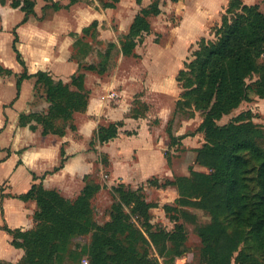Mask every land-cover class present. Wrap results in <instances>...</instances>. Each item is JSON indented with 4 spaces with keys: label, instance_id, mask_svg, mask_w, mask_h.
Instances as JSON below:
<instances>
[{
    "label": "trees",
    "instance_id": "16d2710c",
    "mask_svg": "<svg viewBox=\"0 0 264 264\" xmlns=\"http://www.w3.org/2000/svg\"><path fill=\"white\" fill-rule=\"evenodd\" d=\"M97 1L103 9H114L120 2ZM136 1L141 4V0ZM171 1L176 3L180 0ZM230 1L231 18H223L217 41L208 43L196 53L197 59L192 67H197L195 76L198 88L189 90L186 87L188 91L185 93L186 97L192 98L195 109L205 115L200 130L205 133L206 143L197 151L196 163L207 169L208 173L191 169L189 176L166 180L160 188H176L180 193L177 199L180 206L200 209L210 215V222L197 229L203 244L204 264H264L255 256L257 251L263 250L264 253V147L259 144V140H264V132L253 122L243 121L246 120L243 116L224 125L218 124L224 116L248 100L250 90L264 99V11L258 5L245 4L243 0ZM77 2L71 0V4ZM12 6L25 13L21 24L35 14V3L31 0H16ZM54 9L59 10L60 6L54 3ZM161 13L159 1H154L149 7H142L124 36V41L120 43V51L124 56L132 55L138 39L151 32L149 18ZM94 26L97 29V21L85 28L83 34L86 35ZM13 34L12 49L23 72L15 74L0 64V76L17 78L15 100L20 96L23 82L36 78L34 89L42 86L49 103L48 112L42 115L21 113L19 127L29 126L32 131H36L37 128L33 126L35 123L41 126L43 136L54 134L61 137L65 136L69 124L72 130H76V126L71 124L74 115L85 112L90 99V92L85 87V72L74 74L70 83L55 80L45 71L30 74L17 48L19 38L16 29ZM117 47L115 43H109L106 64L102 69H83L105 74ZM254 75H258L259 79L252 86L248 80ZM178 109H181L180 103ZM60 122L63 123L61 127ZM124 125L123 121L108 126L100 125L90 144L93 145L95 141L106 144L115 140ZM170 136L173 142L176 138ZM61 156L60 166L55 171L64 166V149ZM104 163L108 165V160ZM33 177L35 181L44 179V176ZM95 185L89 182V177H85V186L74 200L65 198L56 190L46 189L42 181L34 183L26 193L18 196L5 195L3 187H0L3 215L6 197L37 204L33 229H12L7 223L0 226L12 237L11 245L24 250L19 264H53L55 259L67 252L74 236L91 232L89 264H157L158 261L150 257L149 247L155 248L163 256L168 252V243L186 242L184 226L178 224L179 219L171 214L177 211L175 206L164 205L166 215L176 221L175 231L154 227L150 223V211L157 205L148 202L141 191L126 190L123 185L116 189L119 202L113 206V220L104 226L91 221L90 201L100 189ZM131 205H134L132 213L143 222L141 229L132 225L129 215L124 212V207ZM184 217L191 221L195 219L188 214H184ZM140 245H146L147 248L142 251ZM0 264L10 263L0 260Z\"/></svg>",
    "mask_w": 264,
    "mask_h": 264
},
{
    "label": "rangeland",
    "instance_id": "374dc122",
    "mask_svg": "<svg viewBox=\"0 0 264 264\" xmlns=\"http://www.w3.org/2000/svg\"><path fill=\"white\" fill-rule=\"evenodd\" d=\"M31 1L36 5L34 0ZM44 1L46 5L43 10L47 16L50 9H54V3L51 0ZM154 1L160 2L162 13L149 18L151 32L138 39L132 55L124 56L120 51V43L124 41V36L142 7H149ZM250 1L264 11V0ZM79 2L83 6L94 5L98 8L100 5L97 0H79ZM119 3L117 11L108 15V18L113 20L112 26L115 30L118 31L120 26L121 32L117 33L116 37L98 38L95 26L91 27L86 35H72L70 60L79 64L74 74L85 72L88 87L95 90V97H90L89 103L98 108L107 104V111L116 108L111 119L120 118L109 122L103 116L100 125L108 126L120 121L125 124L124 120L134 119L128 122L125 129H123L124 125L119 130L125 140L126 138L130 140L127 154L124 151L114 152V168L109 166V154L105 149L107 143L100 145L95 141L93 145L90 144L91 151L95 155L92 156L91 175L87 177L90 183L100 187L90 201V220L100 226L113 220L115 214L113 206L119 202L116 189L120 186H126V190L141 191L148 202L157 205L150 211V223L154 227L159 226L169 232L175 231L176 221L169 219L164 211V205H173L177 211L171 214L179 219L178 224L184 226L187 235L185 243H168V252L163 256L159 255L155 248L149 247L150 257L155 258L157 264H204L203 244L197 229L210 222V215L200 209L180 206L177 202L180 193L176 189L169 190L170 187L160 188V185L166 180L173 181L181 176H189L191 169L198 170L196 154L206 143L205 133L200 130L205 115L195 109L192 98L185 96L186 87H189V90L198 88L195 76L197 67H192L197 59L196 53L208 43L217 41L223 18H231L229 14L231 1L180 0L175 3L171 0H141V4H138L136 0H120ZM10 22L9 26H15L12 20ZM9 35L12 36V33ZM109 43H115L118 47L112 53L108 71L99 74L98 71L84 70L85 67H97L99 70L104 67ZM0 46L1 62L9 64L16 61L8 36L6 38L4 35L0 36ZM58 72L63 76H69L65 71ZM71 76L68 77L70 79L67 83H70ZM2 78L3 80L0 79V132L12 122L8 117L6 121L4 108L12 106L17 95L15 82L17 78L9 75H4ZM258 79V75H254L248 83L253 86ZM35 81L36 78H33L27 85V95L31 92ZM34 90L36 98H40L41 93H44L42 86ZM88 91L91 95V90ZM248 96V100L243 101L231 114L224 116L218 124L224 125L243 116L246 119L243 121L253 122L264 132V99L252 90L249 91ZM4 103L9 104L6 106ZM179 103L181 109H178ZM37 115L42 113L37 112ZM62 125L63 123L60 122L59 127ZM18 126L15 122L11 131L15 127L18 129ZM33 126L37 128L35 132L38 133L32 134L31 140L39 144L42 128L35 123ZM139 129L143 135L139 136V151L136 150L134 154L131 151L136 149L134 142L136 139L133 136L138 135ZM170 135L176 138L173 142ZM25 138L26 135L20 134L21 145H24ZM259 144L264 147V140H259ZM126 155L128 160L125 158ZM140 158L141 164L135 166L134 162ZM106 160L108 165L104 163ZM131 165H134V168ZM200 171L208 173L205 168H201ZM0 187H3L5 195L11 194L12 188L8 181L1 182ZM133 207L134 205L125 206L124 212L129 215L130 223L141 229L140 225L143 222L132 213ZM184 214L192 215L195 219L191 221L184 217ZM0 224L3 226L6 224L1 205ZM0 241L5 243L4 239L0 238ZM91 241L92 232L88 235L74 236L67 252L55 259L53 264H89L88 249ZM139 247L142 251L147 248L146 245ZM256 254L255 256L264 262L263 250L257 251Z\"/></svg>",
    "mask_w": 264,
    "mask_h": 264
},
{
    "label": "crops",
    "instance_id": "0c3cea01",
    "mask_svg": "<svg viewBox=\"0 0 264 264\" xmlns=\"http://www.w3.org/2000/svg\"><path fill=\"white\" fill-rule=\"evenodd\" d=\"M13 1L15 0H0V36L4 35L5 38L8 36L12 48L15 38L14 28L16 29L19 38L17 48L22 54L30 74L45 71L49 72L55 80H62L67 83L70 79L68 77L73 76L79 67L77 62L70 60L73 34H83V30L94 21L98 22V38L116 37V34L121 32L120 26L118 31L115 30L112 26L113 20L108 18L111 12L117 11L120 3L114 9H103L98 4V9L94 5L83 6L79 0L75 4H71V0H51L53 3L58 4L60 9H50L49 15L46 16L44 14L45 10H43L46 2L44 0H34L36 2L35 14L31 15L26 23L21 24L25 13L20 8H14L12 6ZM244 3L248 5L255 4L250 0H244ZM11 20L15 26H9ZM104 26L106 27L104 28ZM11 33L12 36L9 35ZM0 63L5 68L11 69L15 74L23 72V67L17 60L9 64L1 61ZM61 70L69 73V76L60 74L58 71ZM0 79L3 80L1 76ZM31 80L23 82L20 96L14 101V104L4 108L7 117L12 122L0 132V184L8 181L9 186L12 188L11 194L18 196L26 193L34 183L42 181L46 189L56 190L65 198L74 200L85 186V177L91 175L92 172V156L95 154L91 151L90 143L94 140L100 121L103 116L109 122L118 119H111V116L115 113L114 110L117 109L111 108L107 111V104H103L102 107L98 108L92 106L90 102L86 112L74 115L73 124L76 126V130H72L69 124L63 137L54 134L43 136L40 133V143L35 144L31 140V135L38 132L32 131L29 127L18 126V129L15 127L11 131V127L15 125V122L18 123V117L21 113L48 112L49 103L46 101L45 93H41L40 98L35 97V84H33L31 92L27 95V85ZM85 87L91 90L90 97H95V90L88 87L86 78ZM91 101L93 102V100ZM4 104L7 106L9 103ZM131 120L134 119L124 120L125 127L123 129L128 126V122ZM20 134L26 135L23 140L24 145H21ZM142 135L143 133L139 129L138 135L133 136L136 139L134 141L136 142V149L131 150L134 154L136 150L139 151V136ZM126 139L128 142L122 136V133H119V137L105 145L111 168L115 167V151L116 153L124 151L127 154L130 139ZM63 149L65 152L64 166L55 171V168L60 166L61 151ZM20 150H22L21 153ZM138 154L140 155L139 152ZM125 158L128 160L127 155ZM141 160L140 158L137 162L135 161V166H139ZM131 167L134 168V165H131ZM197 167L198 170L195 168L194 170L200 171L201 167L199 165ZM33 175L39 178L44 176V179L35 181ZM170 188L169 190L176 189L174 187ZM3 209L6 223L10 228L31 230L35 227L36 202H24L18 198L6 197L3 201ZM0 226L3 225L0 224ZM0 238L4 239L5 242L3 244L0 241V260L3 263L19 264L24 256V250L13 247L11 245L12 237L1 228Z\"/></svg>",
    "mask_w": 264,
    "mask_h": 264
}]
</instances>
